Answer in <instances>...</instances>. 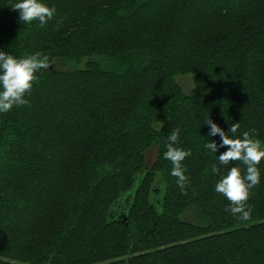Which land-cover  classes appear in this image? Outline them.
<instances>
[{
    "label": "trees",
    "instance_id": "1",
    "mask_svg": "<svg viewBox=\"0 0 264 264\" xmlns=\"http://www.w3.org/2000/svg\"><path fill=\"white\" fill-rule=\"evenodd\" d=\"M17 2L0 0V51L49 66L0 113V264H264V160L243 221L215 185L246 166L204 147L207 119L264 146V0H41L43 27Z\"/></svg>",
    "mask_w": 264,
    "mask_h": 264
},
{
    "label": "clouds",
    "instance_id": "2",
    "mask_svg": "<svg viewBox=\"0 0 264 264\" xmlns=\"http://www.w3.org/2000/svg\"><path fill=\"white\" fill-rule=\"evenodd\" d=\"M11 6L14 10H19L21 22L31 24L33 21H38L41 27L47 24L56 13L54 7L45 5L41 0H19ZM48 66V57L39 52L17 58L0 51V113L9 112L13 106L28 105L29 101L25 99L26 94L31 93L33 83L37 82V73ZM205 123L210 126L209 135H219L221 143L217 145L215 142H208L204 147L216 154L218 148L227 146V151L218 156L219 165L240 161L246 166V172L243 174L239 167H231L215 185V191L230 202L226 211L233 216H238L240 220L247 221L252 213V208L248 205L251 190L260 183L261 173L257 166L264 160V146L259 139H254L249 131H245L242 138H230L210 119H207ZM239 126L240 123L232 124L230 133H237ZM252 132L254 133L255 130ZM179 134L178 127L171 130L164 158L173 165L170 174L177 178V184L183 193L188 177L185 175L182 161L191 153L174 146ZM211 171L219 173L220 168L213 164Z\"/></svg>",
    "mask_w": 264,
    "mask_h": 264
},
{
    "label": "rangeland",
    "instance_id": "3",
    "mask_svg": "<svg viewBox=\"0 0 264 264\" xmlns=\"http://www.w3.org/2000/svg\"><path fill=\"white\" fill-rule=\"evenodd\" d=\"M179 82L182 84V86L184 87V90L187 93H191L194 89V84H193V80L190 77H180L179 78Z\"/></svg>",
    "mask_w": 264,
    "mask_h": 264
},
{
    "label": "water",
    "instance_id": "4",
    "mask_svg": "<svg viewBox=\"0 0 264 264\" xmlns=\"http://www.w3.org/2000/svg\"><path fill=\"white\" fill-rule=\"evenodd\" d=\"M130 197H131V195H128V197H126V201H128ZM123 216H124L125 219H126V215H123Z\"/></svg>",
    "mask_w": 264,
    "mask_h": 264
}]
</instances>
